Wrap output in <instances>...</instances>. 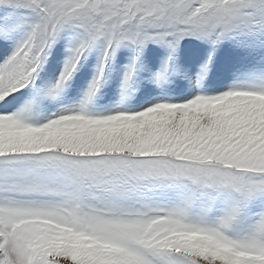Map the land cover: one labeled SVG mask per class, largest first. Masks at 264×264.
Instances as JSON below:
<instances>
[{"label": "snow or ice", "instance_id": "6c2138e0", "mask_svg": "<svg viewBox=\"0 0 264 264\" xmlns=\"http://www.w3.org/2000/svg\"><path fill=\"white\" fill-rule=\"evenodd\" d=\"M0 264H264V0H0Z\"/></svg>", "mask_w": 264, "mask_h": 264}]
</instances>
